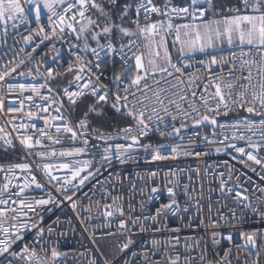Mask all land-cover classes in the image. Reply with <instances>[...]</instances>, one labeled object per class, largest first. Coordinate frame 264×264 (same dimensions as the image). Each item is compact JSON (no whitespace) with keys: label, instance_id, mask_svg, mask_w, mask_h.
I'll use <instances>...</instances> for the list:
<instances>
[{"label":"built area","instance_id":"2783aa9c","mask_svg":"<svg viewBox=\"0 0 264 264\" xmlns=\"http://www.w3.org/2000/svg\"><path fill=\"white\" fill-rule=\"evenodd\" d=\"M141 2L157 7L160 12L141 9L137 13ZM37 4H24L32 11L23 22L0 20V75H3L0 80V128L3 129L0 149L17 156L14 161L0 162V201H3L0 211L5 213L0 223L5 227L24 225L10 228L19 239H14L9 250L0 255V264H38V261L39 264H170L177 256L176 264H264V193L261 192L264 189V107L260 103L264 92L260 87L264 83V47L239 44L182 55L173 63L179 72L168 66L165 68L172 75L159 69L141 73L146 78L137 89L131 85L136 72L135 59L128 57L133 53L142 56L143 41L150 37L141 36L134 21L138 20L141 27L169 23L199 25L207 20L209 4L206 0H197L195 5L192 0L182 4L151 2L150 5L148 0H140L132 10L131 24L136 35L121 42L126 46L129 41L135 43L131 50L125 47L127 56L123 58L119 54L121 43L114 42L118 53L115 57L105 56L97 44L89 46L80 33L81 25L93 9L90 3L85 5L83 17L79 15L80 5L76 0L56 4L55 11L65 16L64 23L44 8V0H37ZM68 5L74 6L65 11ZM185 7L189 9L187 15L171 12L172 8ZM165 11L168 15L163 14ZM225 11L222 20L227 15L253 14L251 9L245 10L242 0L226 7ZM173 32L177 34L176 27ZM100 39L101 44H107L108 38L101 36ZM91 48H97L100 53L99 68ZM156 53L154 51V56L158 57ZM213 57L216 63H212ZM245 60L247 64L243 63ZM110 61L119 65L117 73L107 68ZM97 73L100 74L98 81ZM118 73L122 74L119 87L114 83ZM77 76L82 79L78 80ZM57 80L61 83L54 87L53 82ZM89 80L106 85L103 91L109 93V102H97L90 89L83 88ZM229 84L234 87H227ZM40 85L45 87L40 88ZM217 85L227 107L216 95ZM21 86L27 90L21 91ZM125 86H129L128 93L123 91ZM33 87L40 89L39 95L30 90ZM64 89L84 91L86 95L73 97L77 103L72 105ZM177 92L185 99L173 95ZM116 94L127 95V107L121 112L113 107ZM157 94L164 99L171 115L158 103L149 104L148 98L155 102ZM86 97L97 104H107L129 124L110 132L93 131L87 126L75 128L61 105L65 102L75 107ZM169 100H175L176 104H169ZM140 101L148 105L149 110L157 109L156 113H148L153 119L148 121L147 135L139 134L136 120L127 114L133 105L141 107ZM177 105L190 116L179 112ZM192 106L196 112L192 111ZM248 107H253L255 112H248ZM29 113L34 115L30 118ZM173 115L176 120L172 119ZM204 115L216 120L215 127L201 124L199 128L180 131L174 139L169 138L176 133L174 128L191 125ZM65 125L77 133L75 139L71 133L63 131ZM129 128L131 133L123 131ZM201 128L209 132L200 131ZM40 129L52 139L42 136ZM162 131L171 135H161ZM25 136H31L33 143L41 140L43 146L27 148L20 143ZM132 136H136L138 144L129 141ZM57 138L59 143H55ZM6 139L12 144H6ZM144 145L150 147L145 149ZM176 146L179 147L173 153L172 148ZM237 148L244 149L245 154ZM75 149L82 151L62 155ZM154 149L168 158L153 159ZM36 153H45V156ZM248 153L262 163L249 160ZM16 164L30 167L24 171L12 167ZM45 164L52 165L48 171L58 180L46 175ZM62 164L69 166L61 167ZM76 170L79 174L73 177ZM33 177L41 187L32 183ZM222 185L232 191L222 192ZM237 191L248 199L237 197ZM39 200L49 203L37 205ZM21 201L25 203L22 205ZM29 202L31 210L26 206ZM121 222L125 228L120 227ZM0 239H5L2 232ZM25 247L34 250L36 256L21 259V255L31 257V252H23ZM53 249L57 253L55 258Z\"/></svg>","mask_w":264,"mask_h":264},{"label":"snow or ice","instance_id":"6c2138e0","mask_svg":"<svg viewBox=\"0 0 264 264\" xmlns=\"http://www.w3.org/2000/svg\"><path fill=\"white\" fill-rule=\"evenodd\" d=\"M77 3H79L80 5V12L79 15L81 17L84 16L86 8L85 5L86 4H91V7L96 9L97 12L100 14L101 17H104L105 20L109 19V11H111L112 7H116L119 8V0H104V3H98L97 0H76ZM149 5L151 4V0H148ZM64 0H52L51 3L48 2V0H44V8L48 9L52 15L58 16L59 20L61 23H64L65 21V16L56 12L55 11V5L56 4H63ZM197 3V0H192V4L195 5ZM242 3L244 5L245 10L251 9L252 13L251 15H235L231 18H225L223 20L222 26H221V21H211L208 23L203 24L202 26L200 25H189V24H185V25H177L176 26V42L177 43H182L184 46L188 47L189 50H198L203 52L205 51V49L207 48H213L215 46H217L218 44H223L225 41L227 42V44L229 46H232L234 43V40L238 39L240 42V45H256L257 43L264 47V0H242ZM24 4H28V5H33V4H37V0H23V3L21 2V0H0V20H5V19H12V20H19L21 22H23L24 20L29 19V13L32 11L31 8L26 9L24 7ZM106 5L107 10H106ZM74 5H68V7L65 9V11H68L71 7H73ZM131 7V5H125L124 10L121 12L120 15V19L123 20V18L125 16L128 15V10ZM141 9H145L148 12H156L159 13L160 9H158L155 6H147L145 5L143 2L139 3L137 5L136 11L137 13L140 12ZM171 12L174 13H184L185 15L189 14V9L188 8H172ZM164 15H168V12L165 11L163 13ZM39 15H40V9L39 6L37 4L36 7V16L37 19H39ZM193 19L196 18L195 14L193 13ZM200 15L203 16L204 13L200 12ZM51 18V17H50ZM147 19V17H146ZM96 23L95 21L89 19L88 20V25L94 24ZM134 23L136 24V27L138 29V32L141 36H146V37H152L155 36L157 34H159L160 31L164 30V31H170L173 28V25L171 23H169L167 25V29L164 28L163 24H160L159 26L157 24H148L144 27H141L139 24V21L136 20L134 21ZM88 25H82L80 28V33H86L89 29H88ZM215 25V26H213ZM69 27H71V25H69ZM181 28L184 29L183 35L185 37H187L186 40L181 41V37H180V30ZM61 31H63V29H61ZM119 32L121 34V37H126V36H132V35H136V33H133L132 31H130L128 28H125L123 26V24H116L114 21L110 24H107L105 27H103L101 29V31L99 33H93L92 35V39L94 41H96L97 43V48L100 49V51H104L105 52V56L111 54L113 57H115L118 53H117V49L115 48V44L113 42V40L111 39V37L116 35V32ZM101 36H104L106 38H108V42L106 45L101 44L100 43V38ZM27 39V38H26ZM161 40H163V37H161ZM134 41H129V44L126 46L123 43H121L120 49H119V54L121 55V58H123L124 56H127V53L124 52L125 47H128L129 50H131V46L132 44H134ZM155 43L154 40H150L149 41V45L151 46V44ZM85 48H88V45H85ZM97 48H91V51L93 53V55L96 57L97 59V68L100 67V53L97 51ZM181 53L183 54V48L181 49ZM165 54L167 55V50L165 49ZM156 55H159V53L157 52ZM134 57L135 59V69L136 72L134 74V76L131 78V85L132 86H136L137 89L139 88L140 82L142 79H145L146 77L144 75H142L141 73H147L148 69L145 68L143 62H142V56L141 55H135V53H133L132 57H128V59H132ZM216 59L215 57H213L212 59V63H216ZM222 62V61H221ZM169 67L175 69V71L179 72L180 69L177 68L175 65H173L171 63V60L169 58ZM244 64H247L248 61L245 60L243 62ZM149 64L153 65L152 71L155 72L156 71V66L154 61L149 60ZM129 67H131L129 65ZM13 71H15V69H13ZM81 71H83V69H81ZM127 71V70H126ZM160 72L162 73H167L168 75H172L171 72L168 71V68H164L161 67L159 69ZM51 75V73H50ZM97 75V81L99 80V73L96 74ZM3 79V75H0V80ZM77 79H82L81 76H77ZM245 79H247V77H245ZM122 81V74L118 73L115 75V79H114V83H116L117 87H119L120 82ZM179 83H183V81H179ZM91 85V87H90ZM45 87V85H40V88ZM173 87H176V85H173ZM227 87L232 88L234 87V85L229 84L227 85ZM243 87V86H242ZM261 89L264 90V83H261L260 85ZM84 89H90V93L93 97L96 98L97 102L100 101H104L105 103L109 102V100L111 99L109 96L108 92L103 91L106 88V85L100 84V83H96L93 84V82L91 80L87 81L84 85H83ZM217 92L216 95L220 96V102L224 103L225 107H227V103L224 101L223 96L220 93V88L217 85ZM27 89L24 88V86H21V91H25ZM32 92L37 93L38 95L40 94V89L33 87L30 89ZM49 91L51 92V88H49ZM123 91L125 93L129 92V86H125L123 88ZM64 93L69 97V102L72 105H75L77 103L76 99H72L73 97H83L86 95V93L84 91H69L68 89H64ZM103 93V94H101ZM132 95H135V93L133 92ZM173 95H179V98L181 100L185 99V96H183L182 94H180V92L177 93H173ZM196 94L193 93V96H195ZM42 99L44 98L43 96L41 97ZM255 98V96H254ZM29 99H31V97H29ZM149 99V104L152 103H158L160 105L161 108H163V110L165 111L166 114L171 115V113L168 111V108L165 106V102L164 99H162L159 94L156 95V100L155 102H153L151 100V98ZM201 99H204V97H201ZM121 101H124L125 103H121ZM127 95L125 96H120L119 94L115 95V99L114 101H112L113 103V107L116 109L117 112H121L122 108L127 107ZM141 107L137 108L135 105H133V107L128 111V115L133 117V119L136 120L137 122V129L139 131L140 135H147V129H149V123L148 121H151L153 119V115L152 114H148L149 111L151 113H156L157 109L155 107H152L150 110L148 108V105L144 104L143 101L139 102ZM169 104H176L175 100H169L168 101ZM260 103L261 106L264 107V92H262V94L260 95ZM63 106V105H61ZM177 109L179 112H181L183 115L186 116H190V113L186 112L183 109H180L179 105H177ZM44 111H47V109H43ZM96 106L95 105H90L88 111L89 112H94L96 111ZM209 111H212V109L209 107L208 108ZM248 112H255V109L253 107H248L246 109ZM9 111H19V109H9ZM57 111H59V109H57ZM192 111L196 112L197 109L192 106ZM29 117L31 118L34 114L33 113H29L28 114ZM87 116V113L85 114ZM197 115H199V113L197 112ZM61 119H63V117H59ZM173 120H176L177 117L175 115L172 116ZM161 123H163V118H160ZM202 121H208L210 123H212L213 125L216 124V120L215 119H211L209 116L204 115L200 120H194L195 124H200ZM47 123V121H45ZM80 127H86L87 126V122L86 120H81ZM142 126V127H141ZM182 126H185L182 124ZM22 128H26L28 127L27 125H21ZM32 127H35V125H32ZM157 130L159 131V128H157ZM3 129L0 128V132H2ZM40 134L43 135H48V138L51 140L52 137L50 134H47L44 132L43 129H40ZM57 133H59L61 131V129L58 127L56 129ZM63 131L66 133H71L72 138L75 139L77 137V133L69 126L65 125L63 128ZM125 133H131L132 129H124L123 130ZM173 131H175L177 134H179L180 129H176L174 128ZM82 134V133H81ZM171 135V132H161V135ZM132 141L133 144L137 143V138L136 136H132ZM60 139L57 138L55 140V143H59ZM5 143L8 145L12 144L11 140H5ZM20 143L22 145H25L27 148L31 149L37 145L43 146L42 141L37 139L35 140V142L33 143L32 141V137L31 136H25V138L23 140L20 141ZM85 144H87V140L84 141ZM233 146V145H230ZM118 148L121 146H117ZM145 149L149 148L150 145H144ZM179 146L173 147L172 148V152L175 153L177 151V148ZM238 152H240L242 155L245 154L244 153V149L242 148H237L236 149ZM82 151V149H75L74 152H68V153H62V155H73V154H79ZM154 155H153V159H166L168 157L164 156L161 154L159 149H154ZM36 155L40 156V157H44L45 153H36ZM247 157L249 160H252L254 163L260 164L262 163L259 159H257L255 156H253L251 153L247 154ZM61 167H65L67 168L69 165L68 164H62L60 165ZM12 167L14 168H19L21 170L27 171L29 170V165L28 164H16L13 165ZM37 167H39V165H37ZM52 167V165L49 164H45L44 165V171L46 173V175L48 177H50L52 180H58L57 177L52 176L51 172L48 171L50 168ZM2 170V169H0ZM79 174V171H73V177L77 176ZM152 175H155V173H153ZM7 178V177H6ZM66 183L68 182L67 180L65 181ZM83 182V180H81V183ZM32 183L36 184V187L39 188L41 187V184L36 181L35 177H33L32 179ZM5 189H7V185H5ZM153 192L156 191V188L152 189ZM221 191H227V192H231L232 189H225L222 185L221 187ZM261 192L264 193V189H261ZM169 195H172V190L169 189ZM236 196L240 197L243 200H247L248 198L246 196H242V194L237 191L236 192ZM68 199H71V197H67ZM0 203H3V201H0ZM15 203V202H14ZM25 202L21 201V204L23 205ZM49 203L48 200H39L36 201L37 205H44ZM173 203H175V201H173ZM30 210L32 209V204L29 202L26 205ZM75 207V205H73ZM248 205H246L247 207ZM166 207H171V206H166ZM13 212H15V209H12ZM253 211H255V209H253ZM106 215H111V213H106ZM262 215H264V213H262ZM5 213L3 211H0V217H4ZM13 220L16 219L15 216L12 217ZM135 223V221H134ZM35 226V225H34ZM22 228L24 227V225H11L10 227H5V225L3 223H0V232H2L4 234L5 239H0V255H2L3 253L7 252L9 250V247L11 246V243L14 242V239H19V236L16 234V232L11 231L10 228ZM120 227L121 228H125V224L123 222L120 223ZM228 239L230 240L231 237H228ZM249 241L252 240V237L249 236L248 237ZM155 243V242H154ZM123 247H127V245H124ZM23 252L27 253V252H31V257L29 256H24L21 255L20 258L21 259H31L32 257L36 256V253L34 250H31L27 247H25L23 249ZM13 255H16L15 252L12 253ZM57 256L56 251L53 249L52 251V257L55 258ZM179 259V257L177 256L176 259L172 260L170 262V264H176V261ZM39 264V261H38Z\"/></svg>","mask_w":264,"mask_h":264},{"label":"trees","instance_id":"16d2710c","mask_svg":"<svg viewBox=\"0 0 264 264\" xmlns=\"http://www.w3.org/2000/svg\"><path fill=\"white\" fill-rule=\"evenodd\" d=\"M140 0H119V8L112 7L111 11H109V19L105 20L104 17H101L100 14L97 12L96 9H91L88 13L86 19H91L95 21L96 28L102 29L107 24L112 23L113 21L116 24H123L125 28H128L133 33V27L131 24V20L133 17V7L138 3ZM185 0H151V2L155 4H164V3H172V4H182ZM207 2L211 6V11H208V14L211 13H221L225 7L237 5L240 0H207ZM104 3V2H99ZM131 5L128 10V15L120 19L121 12L124 10L125 5ZM106 5V10H107ZM95 32L94 28H92L91 32L82 33L83 38L87 41L89 46H94L97 43L92 39V34ZM134 35H132L133 37ZM131 37V38H132ZM113 42L121 43L127 41V37H121V34L117 31L116 35L111 37ZM129 39V38H128ZM101 42V39H100ZM107 68L112 70L113 73H117L120 70L119 65L115 62L110 61L107 63ZM61 82L55 81L53 82V86L56 87ZM62 111L65 116L70 120L72 125L77 128L80 124L81 120H86L87 127L93 131H102V132H110L114 130H118L122 127H125L129 124V121L124 118L118 116L111 107L107 104H97L92 98L86 97L82 99L75 107H70L67 103L62 104ZM95 105L96 111L89 112V106ZM68 109H66V107ZM79 112V113H78ZM87 113V116L85 115ZM79 115V118H78ZM16 153L14 152H6L0 149V162H10L16 160Z\"/></svg>","mask_w":264,"mask_h":264},{"label":"crops","instance_id":"0c3cea01","mask_svg":"<svg viewBox=\"0 0 264 264\" xmlns=\"http://www.w3.org/2000/svg\"><path fill=\"white\" fill-rule=\"evenodd\" d=\"M219 13H213V14H209L207 17V20L204 23L199 24L200 26H202L205 23L211 22V21H220L219 20ZM222 21H221V26H222ZM179 25H185V24H179ZM177 26V25H176ZM173 25L172 30L170 31H160L159 34H157L155 36V39L152 38H146L143 41V53H142V59L145 65V68L148 69V71H152L153 65L149 64V60L154 61L155 66H156V70L160 69L161 67H168L169 66V58L171 60V63H175L182 55H188V54H195V53H200L201 51L198 50H189L188 47L184 46L182 43H179L178 45H176L173 42L174 39V32L173 30L175 29V27ZM215 26V25H213ZM164 28L167 29V25H164ZM167 34H164V33ZM184 29L181 28L180 30V37H181V41H184L187 39V37H185L183 35ZM172 33V34H171ZM177 35V34H176ZM161 37H163V40H161ZM147 40H154L155 43H157V47L155 49L156 52L159 53L158 57H155L154 54L152 56V50H153V44H151V46H148L149 44L147 43ZM226 43V41H225ZM258 44V43H257ZM239 45L238 43H233L232 46H237ZM229 47V45L227 44L226 48ZM183 48V54L181 53V49ZM165 49L167 50V55L165 54ZM217 46L213 47V48H207L205 49V51L203 52H210L213 50H216ZM154 53V52H153ZM149 56H152L151 58ZM148 57V59H147ZM157 58V59H155Z\"/></svg>","mask_w":264,"mask_h":264},{"label":"rangeland","instance_id":"374dc122","mask_svg":"<svg viewBox=\"0 0 264 264\" xmlns=\"http://www.w3.org/2000/svg\"><path fill=\"white\" fill-rule=\"evenodd\" d=\"M207 1V0H206ZM21 2L23 3V0H21ZM209 4V3H208ZM233 6H235V5H233ZM229 7V6H228ZM211 6H210V4H209V12L211 11ZM226 8V7H225ZM225 8L223 9V11L221 12V13H219L220 15H219V20L220 21H222L223 22V20L221 19L224 15H223V13H226V11H225ZM211 14H213V13H211ZM209 15V14H208ZM223 15V16H222ZM208 17V16H207ZM227 18H231V16H229V15H227L226 16ZM88 20L89 19H85V21L83 22V24L82 25H88ZM179 24H181V23H178V24H176V25H179ZM182 24H184V23H182ZM81 25V26H82ZM176 25H174V26H176ZM94 26H96L95 24H91V25H88V31L89 32H91L92 31V28H94ZM81 28V27H80ZM94 30H95V32L94 33H99L100 31H101V29H98V28H94ZM87 31V32H88ZM164 34H167L166 32L164 33ZM172 34V33H171ZM93 35V34H92ZM127 37V41L128 40H130V39H132L133 37L132 36H126ZM132 37V38H131ZM129 38V39H128ZM150 38H152V39H155V37H150ZM149 41L150 40H147V43L149 44ZM96 42V41H95ZM173 42L176 44L177 42H176V35L174 36V39H173ZM234 43H238V44H240V42H239V40L238 39H236V40H234ZM157 43H154L153 44V50H152V56H153V52L155 51V49H156V47H157V45H156ZM177 45V44H176ZM245 45H247V44H245ZM226 46H227V42L225 43H223V44H218L217 45V49L216 50H222V49H226ZM230 47V46H229ZM228 48V47H227ZM213 51H215V50H213ZM152 56H149L150 58L152 57ZM154 57V56H153ZM147 59H148V57H147ZM155 59H157V58H155ZM68 104V103H67ZM69 105V104H68ZM70 107H72L71 105H69ZM66 107V106H65ZM66 109H68V107H66ZM114 111V110H113ZM115 112V111H114ZM79 113V112H78ZM116 113V112H115ZM117 114V113H116ZM118 115V114H117ZM118 116H120V115H118ZM120 117H122V116H120ZM78 118H79V115H78ZM204 128H201L200 129V131H205V132H209V129H205V130H203Z\"/></svg>","mask_w":264,"mask_h":264},{"label":"water","instance_id":"95a60500","mask_svg":"<svg viewBox=\"0 0 264 264\" xmlns=\"http://www.w3.org/2000/svg\"><path fill=\"white\" fill-rule=\"evenodd\" d=\"M201 124H211V125H213L212 123H210V122H208V121H202L200 124H195V123H193V124H191V125H188V126H186V127H179L178 129H180V131H186V130H189V129H191V128H199L200 126H201ZM214 127H215V125H213ZM177 133H175V134H173V135H171L169 138L170 139H174V138H176L177 137ZM130 142H133L132 141V139L131 140H129ZM139 142L137 141V143L136 144H138Z\"/></svg>","mask_w":264,"mask_h":264}]
</instances>
